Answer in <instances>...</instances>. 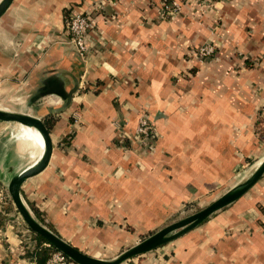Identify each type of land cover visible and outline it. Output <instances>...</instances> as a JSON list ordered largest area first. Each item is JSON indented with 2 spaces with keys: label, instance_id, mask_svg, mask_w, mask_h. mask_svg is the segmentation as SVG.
<instances>
[{
  "label": "crops",
  "instance_id": "obj_1",
  "mask_svg": "<svg viewBox=\"0 0 264 264\" xmlns=\"http://www.w3.org/2000/svg\"><path fill=\"white\" fill-rule=\"evenodd\" d=\"M165 1L14 0L0 19L4 111L21 113L52 76L67 91L79 83L68 107L51 95L27 110L54 147L21 195L44 227L99 260L219 199L264 160V0H177L181 12L163 19ZM78 13L94 21L85 59L66 30ZM205 44L216 54L201 62ZM143 116L151 151L137 134ZM29 147L21 125L0 121V264H37L9 193ZM141 264H264V176Z\"/></svg>",
  "mask_w": 264,
  "mask_h": 264
},
{
  "label": "water",
  "instance_id": "obj_2",
  "mask_svg": "<svg viewBox=\"0 0 264 264\" xmlns=\"http://www.w3.org/2000/svg\"><path fill=\"white\" fill-rule=\"evenodd\" d=\"M13 2L14 0H3L0 3V19L7 13ZM78 88L79 83H76L73 90L67 91L65 81L60 76L55 75L43 81L41 88H39L29 99L26 108L21 113L8 112L0 109L1 122L15 123L37 130L41 134L45 145V157L43 162L29 166L12 178L9 185V193L13 203L29 228L43 236L48 241L49 245L53 246L56 251L63 253L77 264H123L133 258L155 251L185 233L197 228L217 212L240 200L251 189H253V187H255L264 176L263 160L256 171L247 180L232 188L229 192L215 200L212 204L200 212L167 226L112 261L99 260L90 257L44 227L34 217L21 195L24 183L42 173L49 166L54 147L50 131L46 123L42 119L29 115L27 110L32 108L43 98L51 95L60 97L63 101H65V107H68L71 104L74 95L77 93Z\"/></svg>",
  "mask_w": 264,
  "mask_h": 264
},
{
  "label": "built area",
  "instance_id": "obj_3",
  "mask_svg": "<svg viewBox=\"0 0 264 264\" xmlns=\"http://www.w3.org/2000/svg\"><path fill=\"white\" fill-rule=\"evenodd\" d=\"M203 4H211L213 0H194ZM182 10V5L177 0H167L161 14L163 19L178 15ZM94 29L93 18L88 14H75L66 20V30L70 37V43L74 46L79 56L83 59L89 57L94 52V47L89 40L90 33ZM216 54L213 45L205 44L197 49L195 57L201 62L211 60ZM138 138L144 150L151 151L154 147L153 123L148 116H143L137 128ZM46 264H77L63 253L56 251L52 253Z\"/></svg>",
  "mask_w": 264,
  "mask_h": 264
},
{
  "label": "trees",
  "instance_id": "obj_4",
  "mask_svg": "<svg viewBox=\"0 0 264 264\" xmlns=\"http://www.w3.org/2000/svg\"><path fill=\"white\" fill-rule=\"evenodd\" d=\"M9 206H12V201L9 203ZM31 209L33 210L37 219L41 221L38 212L32 207ZM28 230L30 231V234L32 236L30 241L35 242V247L33 248V251L30 250L31 254L29 255V257L35 258L37 264H46L52 253L56 252L55 248L53 246H50L48 241L43 236L33 231L29 227Z\"/></svg>",
  "mask_w": 264,
  "mask_h": 264
},
{
  "label": "bare ground",
  "instance_id": "obj_5",
  "mask_svg": "<svg viewBox=\"0 0 264 264\" xmlns=\"http://www.w3.org/2000/svg\"><path fill=\"white\" fill-rule=\"evenodd\" d=\"M0 109L4 110L2 109V107H0ZM21 132L25 135L26 138L29 139L30 147L25 155L30 154L31 152L35 153L34 157L32 158L31 165L42 163L45 157V145L41 134L33 128L25 127L22 125Z\"/></svg>",
  "mask_w": 264,
  "mask_h": 264
},
{
  "label": "rangeland",
  "instance_id": "obj_6",
  "mask_svg": "<svg viewBox=\"0 0 264 264\" xmlns=\"http://www.w3.org/2000/svg\"><path fill=\"white\" fill-rule=\"evenodd\" d=\"M33 153H31L28 157H33ZM255 170V169H254ZM254 170H253V168H252V171L254 172ZM256 171V170H255ZM213 202H210V203H207V202H205V203H203L202 205H201V207H197V206H195L194 205V207H192V208H187L185 211H184V214H183V217H182V219H185V218H187V217H189V216H192V215H194V214H196V213H198V212H200L201 210H203V209H205V208H207L210 204H212ZM157 233V232H156ZM156 233H154V234H156ZM154 234H151V236L152 235H154ZM151 236H147L145 239H142L141 240V242H143L144 240H146V239H148L149 237H151ZM141 242H138L137 244H135L134 246H132V247H128V248H123L121 251V253L117 256V257H119V256H121L123 253H125V252H127L128 250H130L131 248H133V247H135L136 245H138V244H140ZM162 247H160L159 249H157V250H155V251H152V252H149V253H147V254H144V255H142V256H140V257H136V258H133V259H131V260H129V261H126L125 263H123V264H141V261L142 260H146L147 259V257H152V254H155L156 253V251H159L160 249H161Z\"/></svg>",
  "mask_w": 264,
  "mask_h": 264
}]
</instances>
